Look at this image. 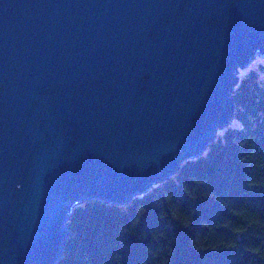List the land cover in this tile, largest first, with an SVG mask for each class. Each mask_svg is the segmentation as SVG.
Here are the masks:
<instances>
[{
	"label": "water",
	"instance_id": "1",
	"mask_svg": "<svg viewBox=\"0 0 264 264\" xmlns=\"http://www.w3.org/2000/svg\"><path fill=\"white\" fill-rule=\"evenodd\" d=\"M264 0H0V264H58L76 204H127L234 119Z\"/></svg>",
	"mask_w": 264,
	"mask_h": 264
},
{
	"label": "trees",
	"instance_id": "2",
	"mask_svg": "<svg viewBox=\"0 0 264 264\" xmlns=\"http://www.w3.org/2000/svg\"><path fill=\"white\" fill-rule=\"evenodd\" d=\"M233 99L237 123L163 181L127 204H76L58 264H264L260 70L241 76Z\"/></svg>",
	"mask_w": 264,
	"mask_h": 264
},
{
	"label": "rangeland",
	"instance_id": "3",
	"mask_svg": "<svg viewBox=\"0 0 264 264\" xmlns=\"http://www.w3.org/2000/svg\"><path fill=\"white\" fill-rule=\"evenodd\" d=\"M263 65H264V55L257 54L254 58H252V60L250 61V63L246 67H243L240 69L239 75L241 77V76L245 75V73H247L250 69H258V70H260V78L262 80H264V67H263ZM231 123L236 124L237 119H233V121ZM224 129H220L218 131L216 139H218L219 137L224 135Z\"/></svg>",
	"mask_w": 264,
	"mask_h": 264
}]
</instances>
